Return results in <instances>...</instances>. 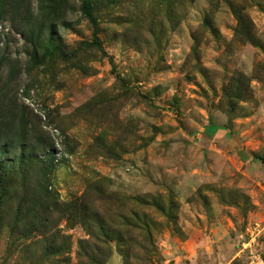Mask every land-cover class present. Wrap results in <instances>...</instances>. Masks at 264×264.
I'll list each match as a JSON object with an SVG mask.
<instances>
[{"label": "rangeland", "instance_id": "obj_1", "mask_svg": "<svg viewBox=\"0 0 264 264\" xmlns=\"http://www.w3.org/2000/svg\"><path fill=\"white\" fill-rule=\"evenodd\" d=\"M92 14L0 0V127L19 117L36 157L1 132L0 264H28L41 180L73 263L90 239L78 216L97 215L106 264H264V0H94ZM133 214L152 247L128 242Z\"/></svg>", "mask_w": 264, "mask_h": 264}, {"label": "trees", "instance_id": "obj_2", "mask_svg": "<svg viewBox=\"0 0 264 264\" xmlns=\"http://www.w3.org/2000/svg\"><path fill=\"white\" fill-rule=\"evenodd\" d=\"M82 2V13L89 19H92V8L94 0H81ZM245 15H239L238 21L240 24V29H245L246 39L253 40V28L252 24ZM245 25V26H244ZM241 31V30H240ZM238 34V32H237ZM256 46L262 50L264 53V44L256 40ZM61 52L57 47H51L48 50V54L53 56L54 54ZM11 128L14 133V129L19 131V137L16 140V143H21V146L24 147V153L28 151V166L35 165L34 154L32 153L31 146L27 145L26 141L29 138V131L26 134L27 126L21 122L19 117L15 116L11 118L8 123H5L0 127V134L3 130ZM28 136V137H27ZM0 139V143H1ZM29 173V171H28ZM47 176V173H46ZM48 180H41L38 183L39 191L31 189L28 186V264H106L108 261V254L110 252L109 242L112 241L111 232L108 228L107 221L102 217H97L94 215L92 218L86 215L82 217L78 216L79 224H81L89 236V241H82L79 243V252L77 255L76 263H73V260L69 256L71 253V240L70 237L65 235L62 230L59 229L58 221L54 219L51 213L44 214L45 212H50L49 202H53L55 197L50 191H48L49 184L44 182ZM29 183V179H28ZM29 185V184H28ZM82 204V203H81ZM75 205V204H74ZM47 206V207H46ZM58 203L53 205V208L58 209ZM76 211H87L86 204L73 206ZM82 213V214H83ZM74 215V214H73ZM65 217L68 222L71 220V216ZM135 224H127L124 222L125 226L130 227L133 231H127L126 236L128 242L144 250L143 243L149 244L150 247L153 246L152 235L148 227V223H139L140 219L133 214ZM112 235L118 242H123V237L119 235L118 232L112 230ZM97 242L102 244L99 245L93 244ZM105 245V246H104ZM123 256H126L127 253L121 251Z\"/></svg>", "mask_w": 264, "mask_h": 264}]
</instances>
